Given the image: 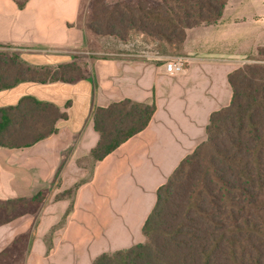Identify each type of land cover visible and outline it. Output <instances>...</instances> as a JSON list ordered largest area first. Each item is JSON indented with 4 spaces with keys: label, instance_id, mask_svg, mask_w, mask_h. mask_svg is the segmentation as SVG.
Wrapping results in <instances>:
<instances>
[{
    "label": "crops",
    "instance_id": "0c3cea01",
    "mask_svg": "<svg viewBox=\"0 0 264 264\" xmlns=\"http://www.w3.org/2000/svg\"><path fill=\"white\" fill-rule=\"evenodd\" d=\"M81 7L82 0H28L23 8L0 0V46L35 66L84 61L88 68L74 83L22 82L0 91V107L33 96L68 115L31 147H0V200L47 192L37 214L0 225V252L32 231L24 264H93L144 242L158 189L207 139L211 114L230 104L229 74L264 48L263 37L241 38L251 25L254 32L264 26V0H229L217 24L188 30L168 53L159 50L167 45L148 51L158 45L94 35L80 21ZM172 58L183 60L181 73L167 71ZM124 99L155 102L156 111L145 130L96 161L94 110Z\"/></svg>",
    "mask_w": 264,
    "mask_h": 264
},
{
    "label": "trees",
    "instance_id": "16d2710c",
    "mask_svg": "<svg viewBox=\"0 0 264 264\" xmlns=\"http://www.w3.org/2000/svg\"><path fill=\"white\" fill-rule=\"evenodd\" d=\"M28 0H16L20 8ZM229 0H94L87 27L96 35L127 41L132 32L157 45L180 47L190 29L217 24ZM0 46V91L22 82L74 83L88 68L77 62L35 66ZM232 100L214 111L207 139L186 156L157 192L143 226L145 241L98 256L93 264H264V48L255 62L228 76ZM156 104L131 99L97 107L92 150L103 160L149 125ZM68 115L33 96L0 107V147L26 148L57 131ZM66 190L58 198L71 196ZM46 191L0 200V225L37 214ZM32 231L0 252V264H24Z\"/></svg>",
    "mask_w": 264,
    "mask_h": 264
},
{
    "label": "rangeland",
    "instance_id": "374dc122",
    "mask_svg": "<svg viewBox=\"0 0 264 264\" xmlns=\"http://www.w3.org/2000/svg\"><path fill=\"white\" fill-rule=\"evenodd\" d=\"M102 1H105L107 4L109 5H113V4H116V3H123V2H134L135 0H102ZM151 1V0H150ZM152 1H159V0H152ZM94 0H82V7H81V14H80V21L82 24L86 25V28L89 29L87 27V24L91 18V13H92V4H93ZM246 27V26H245ZM253 27L254 26H250V29L245 33L244 36H241V38H244L245 39V42L246 43H253L254 41H257L259 39H261L262 37L264 38V32L262 33V29H264V26L257 32H254L253 31ZM89 31H91L89 29ZM92 32V31H91ZM93 33V32H92ZM94 35H96L95 33H93ZM96 36H99V37H110V38H115V37H112V36H102V35H96ZM128 40H141V41H144L145 44H150V45H154L157 43L155 42H151V41H148L147 39H144L142 38L137 32H132L130 34V36L128 37L127 41ZM122 41V40H121ZM127 41H123V42H127ZM96 44V43H95ZM167 45V46H166ZM161 46V45H160ZM167 48H166V47ZM155 47H159L158 46H155L154 47H151L150 46V50L154 51L156 50ZM162 47H165V48H159L160 51H163V53L167 52L170 50L169 48H175L174 46H170L168 44H162ZM166 49V50H165ZM10 51V50H8ZM79 64H81L82 66H86L85 62L82 61L80 62L79 61ZM13 243V242H12ZM11 243V244H12ZM10 244V245H11ZM8 245V247L10 246Z\"/></svg>",
    "mask_w": 264,
    "mask_h": 264
},
{
    "label": "built area",
    "instance_id": "2783aa9c",
    "mask_svg": "<svg viewBox=\"0 0 264 264\" xmlns=\"http://www.w3.org/2000/svg\"><path fill=\"white\" fill-rule=\"evenodd\" d=\"M133 45V44H131ZM145 54V51H144ZM166 69L171 74L181 73L184 70V63L181 58H172L167 64Z\"/></svg>",
    "mask_w": 264,
    "mask_h": 264
}]
</instances>
